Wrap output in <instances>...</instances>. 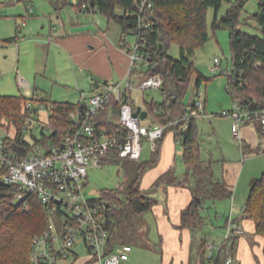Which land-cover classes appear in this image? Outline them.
<instances>
[{
  "label": "trees",
  "instance_id": "trees-1",
  "mask_svg": "<svg viewBox=\"0 0 264 264\" xmlns=\"http://www.w3.org/2000/svg\"><path fill=\"white\" fill-rule=\"evenodd\" d=\"M71 0H54L60 8ZM151 8H145L148 19L152 22L148 30V45L146 51L151 54V63L142 76L147 77L161 73L163 85L160 90L164 96L162 101H146L148 116L152 121L166 125L164 137L174 132L178 142L184 145L182 160L186 168L187 179L192 177L190 185L193 198L190 204L182 211L180 228H189L195 231L204 226L208 201H217L231 196L232 192L227 187L223 178H220L214 167L212 158L203 156V143L201 129L197 118L182 119L194 107L185 102L191 79L196 74V87L200 89L208 80L201 73L191 59L195 48L209 38L208 10L221 7L224 0H149ZM249 0H236L227 12L221 17L216 16L212 22L214 29L229 27L231 29V65L227 71L228 90L233 99H239L244 106L250 109L264 108V0H258V12L255 18L259 24L260 33H250L240 27L241 13ZM88 4V11H100L111 19L118 21L123 27V34L133 33L137 27L141 9V0H77L76 6L84 10L83 5ZM118 7L124 9L118 15ZM14 36L0 39V43H12ZM169 39L170 43L176 42L180 48V57L174 58L167 53V48L160 50V43ZM259 63L260 66H257ZM221 73H224L223 71ZM128 91L121 95L113 94L106 107L98 115L102 128L113 132L122 131L118 122V115L123 102L128 100ZM51 103L52 107L47 114V122L40 123L41 139L36 138L31 142L25 136L28 122L34 113H39L40 108L29 107L28 103ZM79 106V102L57 101L46 97H27L23 94H0V126L7 125L8 129L15 128L9 137L13 151L19 155H27L34 151L40 141L46 148L52 143H57L71 128V112ZM137 107V106H136ZM256 125L259 133L264 136V125L260 121H246ZM188 124L184 129V125ZM50 134H45L46 129ZM7 130V129H6ZM9 131V130H7ZM11 132V131H9ZM164 137L159 141L155 158L141 163L137 176L126 189H105L100 196L95 198L106 207L110 218L109 228L113 239L129 242L131 228L126 232L123 224L127 223L128 213L131 210L137 215H142L153 209L157 203L152 188L143 189L141 179L144 173L154 166L159 160V149ZM256 151L262 148L255 149ZM121 160L116 151H111L102 158V164L118 162ZM6 168L0 164V179ZM174 169L164 173L155 183L159 185L168 176L174 174ZM182 181V180H181ZM180 183H184L183 181ZM153 186V187H154ZM20 188L13 184L0 183V264H32L30 253L33 238L50 228L51 213L44 203L37 197L31 196L28 209L24 208L23 201L17 199ZM125 195L126 200L122 199ZM228 216V215H227ZM229 217V216H228ZM224 221V227L228 223ZM253 221L255 232L264 237V171L261 176L251 183L249 196L244 204L242 214L235 217ZM116 232V235H114ZM238 238V237H237ZM208 241L203 239L202 251L206 253ZM233 245V251L235 250ZM215 264H226V250L222 248L216 256Z\"/></svg>",
  "mask_w": 264,
  "mask_h": 264
},
{
  "label": "built area",
  "instance_id": "built-area-1",
  "mask_svg": "<svg viewBox=\"0 0 264 264\" xmlns=\"http://www.w3.org/2000/svg\"><path fill=\"white\" fill-rule=\"evenodd\" d=\"M149 0H141V9L137 27L133 34L137 40L129 46L131 59L127 77V85L108 81L106 90L100 91L102 84L93 75L89 77L91 85L97 90L89 100L79 101V106L71 112L72 125L57 143L46 148L38 142L34 151L27 155H19L13 151L9 137L12 132L0 130V164L6 168L2 179L7 184L20 188L17 199L23 201L25 209L29 207L30 197L37 196L51 213L50 228L37 234L31 244L32 264H63L71 256H76L75 246L82 241L88 248L89 260L99 264H121L130 258L133 246L130 242L113 239L109 228L110 218L105 205L95 201L88 195L86 186L90 166L102 165V158L111 151H116L121 159H140L143 143L149 141L154 151L158 150L159 141L164 137L166 125L152 121L143 122L140 115H135L136 106L130 101L123 102L118 122L122 131L110 132L99 124L98 115L104 109L113 94L121 95L134 87L133 76L150 65L148 30L152 22L146 15L145 8H151ZM88 9V4L83 5ZM124 34L122 45L127 48ZM257 66H260L259 63ZM221 67V60L215 57L212 69ZM163 77L155 73L143 77L138 83L139 88H161ZM84 93V92H83ZM193 108L182 119L198 118L205 115V90L196 87ZM33 107L32 103H28ZM41 108L49 114L51 103H41ZM222 115L234 119L233 135L241 140V126L246 121L258 120L264 125V108L250 109L236 99L231 109H224ZM188 124L184 125L186 129ZM181 142V140H180ZM243 227L237 223L232 212L229 214L225 227L224 238L220 245L208 243L206 255L209 264H215L219 250H226V264H236L233 245L243 233Z\"/></svg>",
  "mask_w": 264,
  "mask_h": 264
},
{
  "label": "rangeland",
  "instance_id": "rangeland-1",
  "mask_svg": "<svg viewBox=\"0 0 264 264\" xmlns=\"http://www.w3.org/2000/svg\"><path fill=\"white\" fill-rule=\"evenodd\" d=\"M236 0H224L221 7L216 10L215 7H210L208 10V31L209 38L199 44L194 53L191 55L192 61L196 64L198 70L203 73L206 80L201 88L206 94L205 115L197 118L201 129V140L203 143V156L214 160L215 169L223 171V159H236V154L240 153V163L243 164L250 157L248 150L243 154L240 147V141L232 134L233 118L222 115L224 109H231L234 105L232 94L228 90V75L227 71L231 65V29L229 27H220L214 29L212 22L216 16L224 15L230 6ZM64 8L73 9L71 4H67ZM75 9V8H74ZM258 11V0H249L241 13L240 27L250 33H260L259 24L255 18V13ZM24 14L21 6L14 7L9 0H0V37L17 35V38L12 43L0 44V94H24L27 93V88L32 89V92L39 94L54 93L59 95L58 98H64L63 93L65 88H71L75 93L83 89L88 94L87 100L90 99L91 84L86 73L74 72L73 68L66 71V58L61 54H48L49 39L26 40L23 38L20 29L17 27V22ZM38 30V28H37ZM41 30V29H39ZM26 33V28L23 29ZM126 41L129 45H133L137 36L133 33L126 35ZM167 53L174 58L180 57V48L176 42H173L167 49ZM215 57L221 60V67L214 71L212 65ZM145 66L143 70H147ZM78 70V69H77ZM224 73H221V72ZM142 70L133 76L134 87L128 90V100L135 106H144L147 102L162 101L164 96L159 88H139L138 83L142 76ZM195 78L193 75L189 85L188 92L185 96V102L191 103L194 99ZM77 80V81H76ZM28 83V84H27ZM65 83V84H64ZM27 84V85H26ZM127 81L123 84L126 87ZM79 89V90H78ZM95 93V92H94ZM78 98L76 95L75 100ZM35 107H39V113H34L28 122V128L25 131V136L31 142L36 138L41 139L44 135L41 132L39 124L47 122L48 117L46 112L41 108L39 102H34ZM144 123L151 124L152 118L146 117ZM9 130L15 133V128L8 129L7 125L0 126V130ZM51 130H45V134H50ZM13 134V133H12ZM260 134V133H259ZM260 136L261 148L264 147V136ZM176 169L174 174L168 176L163 181L164 187L167 189L170 185H178L182 180L184 184H193L192 177L187 179L186 168L183 167L182 152L184 145L182 142L176 143ZM256 153L264 155L262 150ZM257 156V155H256ZM155 151L149 141L143 143V151L140 159H121L118 162L105 163L100 166H90L88 175V184L86 191L91 197H99L105 189H117L126 187L132 183L137 176L138 169L144 161L154 159ZM256 161V159H255ZM254 161V162H255ZM161 167V164L155 165L151 170L144 173L145 181L151 173L156 172ZM263 169L257 177L261 176ZM144 181V182H145ZM181 181V182H182ZM163 185H158L163 187ZM152 188V193H157L156 187ZM164 187L162 190H164ZM122 199L126 200L125 195ZM229 198H221L217 201H208V207L205 210L206 221L203 227L191 231L192 237L189 245V264H209L207 255H203L202 242L206 239L208 243L220 245L224 238V221L229 216L232 203L227 206ZM99 203V202H98ZM186 208V207H184ZM242 206L240 209L235 208L234 218L242 214ZM153 212L147 211L143 215H137L131 210L128 213V222L123 224L124 230L128 232L131 226L134 229L130 239L133 248L140 250V255L135 264H162V246L159 230L153 222ZM228 215V216H227ZM152 217V220L150 219ZM116 235V232H114ZM258 244V243H256ZM207 247V245H206ZM75 250L78 251L79 258L87 256L89 250L87 246L79 241ZM78 258V259H79ZM63 264H78L77 260L71 256L68 260H63ZM85 263V260L82 264ZM91 264H99L97 261H92Z\"/></svg>",
  "mask_w": 264,
  "mask_h": 264
},
{
  "label": "crops",
  "instance_id": "crops-1",
  "mask_svg": "<svg viewBox=\"0 0 264 264\" xmlns=\"http://www.w3.org/2000/svg\"><path fill=\"white\" fill-rule=\"evenodd\" d=\"M9 2L14 7L21 6L24 11L20 18L21 21H16L23 38H26V40H46L48 38V54L58 53L65 56L66 71L73 68L75 73L76 71L84 72L88 80L91 75L95 76L103 84L99 88L100 91L106 90L105 84L108 81H115L122 83V85L125 83L131 64L128 52L130 45L127 41V48L122 45L123 27L118 21L111 19L100 11L91 12L86 9H79L76 6L77 0H71L68 3L75 9L64 8L67 4L59 8L54 3V0H9ZM116 12L118 15H122L124 9L118 7ZM24 28H26V33L22 32ZM12 36L17 38L18 34ZM8 37L11 36L0 37V39ZM91 87L90 95H93L97 90L92 85ZM63 95H65L63 96L64 98L60 99L58 98L60 96L54 93L39 94L27 88L25 96H40L51 100L75 103L87 100L88 97V94L83 89L75 93V91L67 87ZM76 95H78V98L75 100ZM142 107L147 110L145 105ZM241 134L240 147L243 154L248 150L251 153L250 157L247 158L245 163L241 164L240 153H237L236 159H223V171L218 172L215 169L232 192L231 196H228L227 206L232 203L229 212H232L233 216L235 208L240 209V206H242V209L244 208L250 193L251 183L264 167V155L259 156L261 153H256L257 151L255 150L261 148L259 146L260 134L256 125L244 122L241 126ZM177 142L174 132H170L164 137L159 149V160L155 164H161V167L156 172L151 173L146 181L145 174L143 175L141 179V187L143 189L153 187L157 180L169 170L174 169L175 171L177 165ZM262 149L264 152V147ZM161 183L159 184L160 186L163 185ZM184 183L172 184L167 189L163 185L164 190H162L163 187L160 188L157 185V193H153L157 198V203L150 211L154 214L153 222L159 230L164 244L162 246V264L190 263L189 245L192 230L180 228V225L182 222V211L185 209L184 207L187 208L190 204L193 194L190 184ZM150 219L152 220V217ZM237 223L243 227L244 231L239 235L235 244L234 255L236 264H264V237L255 232L253 221L239 219ZM133 231L134 229L131 230V236ZM139 255L140 250L134 247L130 258L121 264H135ZM78 258L79 254L76 250L75 260L78 261V264H82L84 260V264H91L93 261L89 260L88 254L81 259Z\"/></svg>",
  "mask_w": 264,
  "mask_h": 264
},
{
  "label": "water",
  "instance_id": "water-1",
  "mask_svg": "<svg viewBox=\"0 0 264 264\" xmlns=\"http://www.w3.org/2000/svg\"><path fill=\"white\" fill-rule=\"evenodd\" d=\"M170 46H171L170 40L169 39H165V40H163L160 43V50L163 49L164 47L168 49ZM134 114L135 115H140L142 119H145L148 116V111L143 109V107L140 105V106L136 107V110L134 111ZM0 183L1 184H7L3 179H0Z\"/></svg>",
  "mask_w": 264,
  "mask_h": 264
}]
</instances>
